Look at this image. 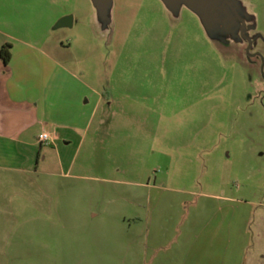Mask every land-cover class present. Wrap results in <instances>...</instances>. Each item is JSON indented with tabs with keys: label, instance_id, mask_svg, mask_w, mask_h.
Returning a JSON list of instances; mask_svg holds the SVG:
<instances>
[{
	"label": "rangeland",
	"instance_id": "obj_1",
	"mask_svg": "<svg viewBox=\"0 0 264 264\" xmlns=\"http://www.w3.org/2000/svg\"><path fill=\"white\" fill-rule=\"evenodd\" d=\"M96 2L0 0L4 44L64 46L23 80L46 131L84 128L102 95L69 171L39 143L35 182L0 171V264H171L183 233L187 264H241L264 226V0H228L218 27L162 0H113L101 20Z\"/></svg>",
	"mask_w": 264,
	"mask_h": 264
},
{
	"label": "crops",
	"instance_id": "obj_2",
	"mask_svg": "<svg viewBox=\"0 0 264 264\" xmlns=\"http://www.w3.org/2000/svg\"><path fill=\"white\" fill-rule=\"evenodd\" d=\"M62 15L57 16L60 19ZM15 43L11 45L10 54L11 58L7 64H4L0 58V171H14L22 176L29 178L31 182L34 181V175L38 173L39 160L35 158V146L39 142V136L42 133H47L49 140L42 145H49L50 149L57 155L58 161L54 163V171H69L72 168V161H68L67 148L72 143V136L80 130H87L95 117V111L102 101V95L97 93V98L94 103L93 110L88 118L87 124L84 128L79 126L65 127L62 133L56 132L54 129L46 131L44 129L42 119L39 116L38 103L34 100L24 98L23 82L24 79L33 80L35 77L36 69H34L33 59L36 56H44L49 62L51 59L48 54L42 49L46 48L50 41L48 38L30 37L27 40H14ZM4 45V40L0 38V50ZM58 45L52 43L49 49L54 53L64 51V46L57 47ZM59 48V49H58ZM54 62V60H52ZM56 64V62H54ZM58 65V64H56ZM67 72L66 69H63ZM73 76L71 73L67 72ZM88 90V85L84 84ZM91 90V89H90ZM94 92V91H93ZM45 123V122H44ZM48 123V122H47ZM52 123V122H51ZM8 143L7 147L3 144ZM59 143V145H58ZM15 145L16 149H11L9 146ZM50 150V151H51ZM41 152V151H40ZM45 162L46 158L43 159ZM36 161V162H34ZM49 165H53L50 164ZM46 164V163H45ZM50 175H55L50 172ZM67 172L64 173V176ZM33 180V181H32ZM0 184L4 185L5 182L0 179ZM187 232V229L185 230ZM188 231L187 233H190ZM167 235L163 234L160 241L166 239ZM246 244H243L240 249V263L241 264H264V226L256 225L248 227L245 230L244 237ZM177 260L175 257L169 261L171 264H187L186 254L184 248L180 250V246L185 244L184 233L182 235V242L180 237L177 238ZM156 243L158 238L153 239ZM159 241V243H160ZM181 244V245H180ZM181 258H180V252ZM233 257V254H232ZM181 259V260H180ZM153 263L155 258H153ZM232 258L226 260H214L213 257L208 259L195 260L193 264H234ZM239 263V262H238ZM236 263V264H238ZM191 264V263H188Z\"/></svg>",
	"mask_w": 264,
	"mask_h": 264
},
{
	"label": "water",
	"instance_id": "obj_3",
	"mask_svg": "<svg viewBox=\"0 0 264 264\" xmlns=\"http://www.w3.org/2000/svg\"><path fill=\"white\" fill-rule=\"evenodd\" d=\"M95 7L98 9V18L104 20L111 15L113 0H96ZM164 5L172 12L178 11L185 7L198 14L203 22L212 26H220L226 15L228 0H162ZM215 12L211 19L206 18V13ZM72 17L64 16L58 19L54 29L61 27H71Z\"/></svg>",
	"mask_w": 264,
	"mask_h": 264
},
{
	"label": "trees",
	"instance_id": "obj_4",
	"mask_svg": "<svg viewBox=\"0 0 264 264\" xmlns=\"http://www.w3.org/2000/svg\"><path fill=\"white\" fill-rule=\"evenodd\" d=\"M10 48L11 45L7 43L4 44L0 50V58L4 64H7L11 58Z\"/></svg>",
	"mask_w": 264,
	"mask_h": 264
},
{
	"label": "built area",
	"instance_id": "obj_5",
	"mask_svg": "<svg viewBox=\"0 0 264 264\" xmlns=\"http://www.w3.org/2000/svg\"><path fill=\"white\" fill-rule=\"evenodd\" d=\"M48 140H49V136H48L47 133H42V134H40V136H39V142H40V144H44V143H46Z\"/></svg>",
	"mask_w": 264,
	"mask_h": 264
}]
</instances>
